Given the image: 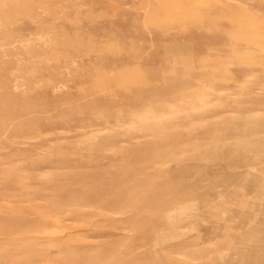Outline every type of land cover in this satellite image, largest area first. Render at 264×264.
<instances>
[{
  "label": "rangeland",
  "instance_id": "rangeland-1",
  "mask_svg": "<svg viewBox=\"0 0 264 264\" xmlns=\"http://www.w3.org/2000/svg\"><path fill=\"white\" fill-rule=\"evenodd\" d=\"M0 264H264V0H0Z\"/></svg>",
  "mask_w": 264,
  "mask_h": 264
},
{
  "label": "bare ground",
  "instance_id": "bare-ground-1",
  "mask_svg": "<svg viewBox=\"0 0 264 264\" xmlns=\"http://www.w3.org/2000/svg\"><path fill=\"white\" fill-rule=\"evenodd\" d=\"M262 59H263V58H262ZM226 80H227V79H226ZM233 83H234V82H233ZM144 106H145V105H143V107H144ZM245 141H246V140H245ZM245 141H244V142H245ZM250 142H251V141H250ZM243 144H244V143H243ZM6 199H7V198H6ZM13 208H14V207H13ZM17 208H18V207H17ZM15 210H16V209H15ZM18 210H20V209H18ZM4 211H5V210H4ZM13 211H14V210H13ZM13 213H14V212H13ZM244 238H246V237H244ZM250 239H251V238H250ZM246 240H248V239H246ZM251 242H252V240H251ZM258 244H259V243H258ZM244 246H245V245H244ZM250 253H251V252H250ZM253 253H254V252H253ZM246 254H247V253H246ZM243 256H244V255H243ZM246 256H248V255H246ZM246 256H245V257H246ZM249 256H250V254H249ZM257 256H258V255H257ZM231 262H232V261H231ZM231 262H230V263H231Z\"/></svg>",
  "mask_w": 264,
  "mask_h": 264
}]
</instances>
